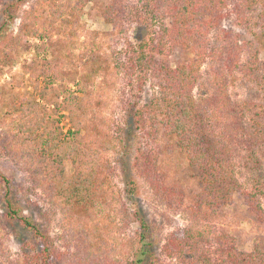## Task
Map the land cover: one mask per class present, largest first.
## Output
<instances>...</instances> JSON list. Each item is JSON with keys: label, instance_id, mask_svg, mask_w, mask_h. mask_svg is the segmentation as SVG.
<instances>
[{"label": "rangeland", "instance_id": "1", "mask_svg": "<svg viewBox=\"0 0 264 264\" xmlns=\"http://www.w3.org/2000/svg\"><path fill=\"white\" fill-rule=\"evenodd\" d=\"M60 1L61 9H57L58 0H0V171L11 180L12 197L20 212L55 240V257L60 258L61 264H89L90 261L82 259L93 253L94 248L86 233L99 236L93 232L94 224L103 234H110V229L122 225L113 232L121 238L116 254L120 262L116 258L115 264H153L148 254L140 255L141 241L148 242V249L158 256L167 238L180 235L193 223L189 210L198 188V169L172 147L170 138L162 134L156 139L145 138L131 121L134 100L128 82L131 78L123 72L116 76L112 55L122 52L118 57L126 62L125 39L136 43V38L148 35L147 28L134 23L128 27L127 37L119 35L103 15L110 0ZM73 6L79 8L78 15ZM51 10L61 12V17H52ZM254 22V18L249 19L250 27L239 24L230 5L220 28L211 34L210 43L217 45L224 39L235 45L236 41L242 46L241 49L234 47L235 51L240 49L239 57H231L230 63L217 58L206 60L193 92L196 96L209 95L215 74L220 70L228 96L248 106L246 118L254 119L251 123H260L261 132L256 136L247 135L240 146L236 170L242 189L255 190L264 209V91L250 73L242 71L247 56L264 60V31ZM164 55L174 66L188 61L193 52L176 47ZM151 93L147 83L137 98L146 102ZM73 100L81 102L88 113L82 131L101 149L96 162L103 185L101 188L98 185L99 191L91 189L90 197L96 195L97 203L87 216L82 206L64 210L63 206L52 202L53 185L42 168L40 154L29 145L19 144L15 132L20 129L16 123L9 124L21 113L18 107L27 101L29 105L38 104V110L30 111L22 120L28 125L30 119L41 121L43 117L48 124L56 120L55 126L61 128L63 137L74 130L66 108ZM29 127L33 140L46 135L43 125L36 129L33 125ZM139 148L151 149L156 157L158 175L152 184L134 168ZM251 150H254L253 156L248 154ZM245 154L248 158L257 157L260 162L252 167L251 162L246 163ZM3 190L0 184V264H33L32 256L41 248L39 240L19 221H8ZM118 194L127 203L128 224L111 222L118 207L111 197ZM98 197L102 202L106 200L105 209L101 208ZM135 209L148 224L145 241L138 235L139 223L131 214ZM81 221L85 223L83 231L77 233L76 222ZM213 222L233 237L238 249L249 250L255 245L264 249V222L240 193H233L232 202ZM103 247L106 256L115 257L108 251L112 248L110 242ZM139 257L143 260L139 261Z\"/></svg>", "mask_w": 264, "mask_h": 264}, {"label": "trees", "instance_id": "2", "mask_svg": "<svg viewBox=\"0 0 264 264\" xmlns=\"http://www.w3.org/2000/svg\"><path fill=\"white\" fill-rule=\"evenodd\" d=\"M56 4L57 9L63 8L60 0ZM230 5L239 24L250 27L249 19L254 18V23L264 31V0H110L103 10L106 21L121 36L127 37L128 27L134 23L148 30V35L136 38V43L125 39L127 47L123 52L127 55L126 62L118 57L122 52L112 55L116 76L123 72V75L128 73L131 78L128 82L134 92L130 113L132 123L145 138L156 139L158 134L170 138L172 147L198 169V188L189 210L193 223L180 235L167 238L158 256L148 249V242L141 241L140 255L148 254L153 264H264L263 248L255 245L249 250L238 249L233 237L213 222L217 214L232 202L235 192L244 197L249 208L264 222V209L258 193L242 189L236 170L240 146L247 135L256 136L261 132L260 123H251L254 119L246 118L248 106L232 101L228 96L220 70L215 74L213 90L209 95L196 96L193 92L199 84L201 66L206 60L217 58L230 63L231 57H239L242 46L237 45L236 41L235 45L224 42V39L217 45L210 43L211 34L220 28ZM73 9L78 15L79 8L73 6ZM60 15L61 12L51 10L52 17L58 18ZM176 47L190 49L193 57L172 66L164 54ZM234 47L240 49L235 51ZM252 57L247 56L242 71L250 73L264 91V60ZM147 83L152 93L146 102H141L137 97ZM37 107L38 104L29 105L25 101L18 107V112H21L19 116L10 120L9 124L14 126L16 123L20 129L18 133L15 132L17 141L29 145L40 154L44 163L42 168L52 181H49L53 185L52 202H57L64 210L82 206L84 215H90L97 203L95 191V196L90 197L91 189L99 191V186L101 188L103 184L98 178L99 165L96 162L101 149L96 148L86 132L82 131L88 113L83 110L81 102L73 100L71 106L67 104L74 130L62 137L61 128L55 126L56 120L48 124L43 117L41 121L33 122L30 119L27 120L29 125L22 120L24 115L34 112ZM31 125L35 129L43 125L46 135L41 134L33 140ZM248 154L253 156L254 150ZM245 159L246 163L251 162L252 167L260 162L257 157L248 158V155ZM133 165L147 183H154L158 168L151 149L144 151L139 148ZM69 169H73V172L69 173ZM0 184L4 189L2 197L8 221H19L39 240L41 248L32 256V263L61 264L60 258L55 257V240L20 212L12 197L11 180L1 171ZM111 198L115 207L118 204L111 222L115 224L117 220L120 224H128L130 212L126 201L119 194ZM98 202L105 209L106 200L102 202L98 197ZM131 214L139 223L138 235L145 241L148 237L146 219L136 209ZM76 223L79 229L76 232L81 233L84 222ZM121 227L117 225L109 230L110 234H103L94 224L93 232L99 236L86 233L92 243L91 248H94L91 249L93 253L82 260L90 261L89 264L117 263L119 258L116 254L121 238L113 232ZM108 242L112 244L108 251L115 255L114 258L104 253L103 246L106 244L107 247ZM142 257L137 259L142 261Z\"/></svg>", "mask_w": 264, "mask_h": 264}]
</instances>
